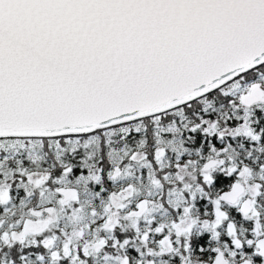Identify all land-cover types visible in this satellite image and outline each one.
Here are the masks:
<instances>
[{
    "label": "snow or ice",
    "instance_id": "1",
    "mask_svg": "<svg viewBox=\"0 0 264 264\" xmlns=\"http://www.w3.org/2000/svg\"><path fill=\"white\" fill-rule=\"evenodd\" d=\"M0 264H264V0H0Z\"/></svg>",
    "mask_w": 264,
    "mask_h": 264
}]
</instances>
